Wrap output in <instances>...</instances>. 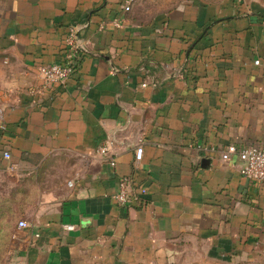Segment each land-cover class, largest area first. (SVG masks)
Returning a JSON list of instances; mask_svg holds the SVG:
<instances>
[{"label": "crops", "instance_id": "crops-1", "mask_svg": "<svg viewBox=\"0 0 264 264\" xmlns=\"http://www.w3.org/2000/svg\"><path fill=\"white\" fill-rule=\"evenodd\" d=\"M126 4L0 0V217L13 258L264 264V186L220 152L264 147V0ZM74 27L79 70L41 89V65L62 60Z\"/></svg>", "mask_w": 264, "mask_h": 264}, {"label": "built area", "instance_id": "built-area-1", "mask_svg": "<svg viewBox=\"0 0 264 264\" xmlns=\"http://www.w3.org/2000/svg\"><path fill=\"white\" fill-rule=\"evenodd\" d=\"M132 0H126L125 10H130ZM85 53V46L81 42L77 27H74L69 31L65 39V49L63 58L60 62L41 65L39 69V76L42 80V86L48 87L53 84L65 85L69 79L79 70V66ZM256 64L260 63V60H255ZM214 149V147H213ZM218 149V148H217ZM99 151L103 154L109 153V145H104L99 148ZM221 156L224 160H229L233 155H236L241 163V174L251 180L258 181L264 186V147L261 146H241L236 143H232L226 146L224 150H220ZM4 157L11 158L9 151H4ZM144 157V145L140 143L135 149V165L139 166ZM115 160L112 159V164ZM132 181L125 177L119 180V188L116 194V201L119 205H127L132 200L133 193ZM147 193L146 188H140L137 194L134 195V199L143 196ZM19 227H26L27 222L21 220L18 224ZM67 228H73L72 225H68Z\"/></svg>", "mask_w": 264, "mask_h": 264}, {"label": "trees", "instance_id": "trees-1", "mask_svg": "<svg viewBox=\"0 0 264 264\" xmlns=\"http://www.w3.org/2000/svg\"><path fill=\"white\" fill-rule=\"evenodd\" d=\"M8 226V229L5 228ZM12 239L11 226L5 217H0V249L8 248ZM5 243V244H4Z\"/></svg>", "mask_w": 264, "mask_h": 264}, {"label": "rangeland", "instance_id": "rangeland-1", "mask_svg": "<svg viewBox=\"0 0 264 264\" xmlns=\"http://www.w3.org/2000/svg\"><path fill=\"white\" fill-rule=\"evenodd\" d=\"M8 229V226H5ZM5 244V243H4ZM12 244L10 243L8 248L0 249V264H20L14 256Z\"/></svg>", "mask_w": 264, "mask_h": 264}]
</instances>
